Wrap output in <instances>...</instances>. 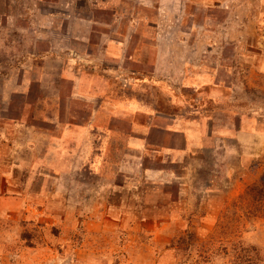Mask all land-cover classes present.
Wrapping results in <instances>:
<instances>
[{
	"label": "rangeland",
	"instance_id": "rangeland-1",
	"mask_svg": "<svg viewBox=\"0 0 264 264\" xmlns=\"http://www.w3.org/2000/svg\"><path fill=\"white\" fill-rule=\"evenodd\" d=\"M48 1L0 0V264H264V11L189 5L175 83L156 2Z\"/></svg>",
	"mask_w": 264,
	"mask_h": 264
},
{
	"label": "crops",
	"instance_id": "crops-1",
	"mask_svg": "<svg viewBox=\"0 0 264 264\" xmlns=\"http://www.w3.org/2000/svg\"><path fill=\"white\" fill-rule=\"evenodd\" d=\"M33 4L40 3L41 0H30ZM75 0H56L55 2L48 1L46 5L48 8L58 9L64 13V18L70 20L69 18H75L76 21L81 23H85L91 26L92 21L89 19L81 18L79 13H77V8L73 7V2ZM142 2L144 6L149 7V2H156V20L153 25V29L155 30V53L153 58V64L155 69L154 75L158 78H166L175 83L180 81L177 76H173L174 73L171 71L165 73V71L161 72L164 66H184L187 62H189L188 54L190 53L191 43L188 39V34L196 33L197 30L202 29L205 32L200 38H198L199 43L198 46L203 47L206 42L205 35H207V30L205 25H191L190 27H186L183 25L184 18L189 16L187 13V7L189 5L196 6L205 10L212 9H221L225 11L227 14L231 12L233 9L235 11H242L240 15H245L247 17L250 15V12L259 13L260 11H264V0H246L247 4L245 6L239 7L237 3L239 0H137ZM83 2H87L83 0ZM248 3L250 5H248ZM254 3V4H253ZM89 6V5H87ZM91 7H96V5H92ZM259 7V10L257 9ZM39 10L37 9L33 14L35 17H39ZM34 11V10H33ZM52 20L53 14L50 15ZM193 16V15H192ZM191 17V16H190ZM80 19V20H78ZM53 21V20H52ZM130 30H132L130 28ZM90 31V30H88ZM60 32V31H59ZM68 33H71V30H67ZM64 34V33H63ZM200 36V35H199ZM208 43V42H207ZM137 127V126H135ZM133 127V130L136 131V128ZM140 133H142V145L144 146L146 141L151 139V124H145L144 126L138 125ZM169 134V133H168ZM171 134V133H170Z\"/></svg>",
	"mask_w": 264,
	"mask_h": 264
},
{
	"label": "trees",
	"instance_id": "trees-1",
	"mask_svg": "<svg viewBox=\"0 0 264 264\" xmlns=\"http://www.w3.org/2000/svg\"><path fill=\"white\" fill-rule=\"evenodd\" d=\"M263 190H264V178L258 184L252 186L249 189V192L251 194L255 193V194L259 195V194H261L263 192ZM248 263L252 264L251 262H248Z\"/></svg>",
	"mask_w": 264,
	"mask_h": 264
}]
</instances>
